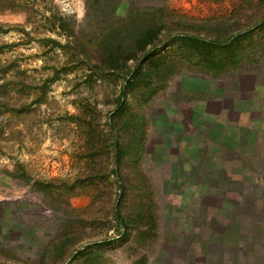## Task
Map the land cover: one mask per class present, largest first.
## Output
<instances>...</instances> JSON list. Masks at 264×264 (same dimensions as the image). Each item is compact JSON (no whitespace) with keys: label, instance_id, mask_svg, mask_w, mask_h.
Masks as SVG:
<instances>
[{"label":"rangeland","instance_id":"374dc122","mask_svg":"<svg viewBox=\"0 0 264 264\" xmlns=\"http://www.w3.org/2000/svg\"><path fill=\"white\" fill-rule=\"evenodd\" d=\"M142 24L158 28L160 55L182 35L248 40L240 62L222 74L182 51L144 77L155 94L145 104L139 93L128 95L125 116L133 128V114L144 116L143 149L135 155L132 128L121 124L124 160L115 184L116 176L101 179L114 167L107 122L120 102L122 71L100 72L77 52L114 36L128 42ZM201 82L248 119V133L236 135L248 148L231 154L248 158L241 181L239 165L206 160L222 132L211 141L202 131L188 138L179 131L182 106L197 99ZM185 141L202 148L188 150ZM214 152L221 161V150ZM0 174L8 178V193L0 195V264H182L187 253L214 249L203 239L213 210L222 224L247 220L255 252L256 225H264V0H0ZM240 188L247 196L222 191ZM232 231L227 236H239Z\"/></svg>","mask_w":264,"mask_h":264},{"label":"trees","instance_id":"16d2710c","mask_svg":"<svg viewBox=\"0 0 264 264\" xmlns=\"http://www.w3.org/2000/svg\"><path fill=\"white\" fill-rule=\"evenodd\" d=\"M60 20L63 19L60 18ZM159 34L160 32L156 26L146 28L142 24V26L136 27L134 34H131V39H129L128 42L125 38L119 39L117 36H114L111 41L108 42L109 44L107 43L104 47H82L77 52V56L86 61V63H97L95 68L100 72H111L117 71L118 69L122 71L124 86L121 90L120 102L117 110L107 122L110 136L112 135V140H114V167L112 172H110V175L104 174L101 179L103 181L110 180L109 176H116L117 182L114 183L119 184L122 178L120 174V166L124 160V153L120 143V134L122 132V130H120V127H122L120 126L121 124L123 125V130L126 132L131 131L132 128V132H130L133 139L132 145L133 147L137 146V149L135 148V155H138L143 149V142L146 134L143 130V126L146 123L144 116L139 112L133 114L135 116L134 128L132 127L133 119L130 121L132 116H129L128 118H125V116L131 114L129 112L130 104L127 100L128 95L136 92L139 93L143 104H145L151 99V96L155 94V91L150 92L151 90L149 89H151V86H148V83L143 84L145 83L143 82L145 76H149L155 71L160 72L161 64L163 65L170 60L175 59L176 54L181 53L182 51L190 53L191 55L189 58L200 67H203L214 74H222L228 68L240 62V57L242 55L241 51L243 50L241 44L245 41V38L248 37L246 34L242 36L240 35L233 41L230 39L227 42L220 43L217 41H208L192 35H182L176 38L175 42L170 45V49L166 50L167 52L164 51L162 55H160L159 52L161 49L157 47L156 44L160 41ZM75 39L76 42L80 40L78 37H75ZM127 43H130L131 48H134V50L125 47ZM135 49H137L136 52H134ZM135 59H138V63L135 68L129 69L126 66L128 65L127 63ZM100 61L106 64L107 67H101L100 64H98ZM120 63L123 65L120 66ZM102 77L103 76H101V78ZM123 120L125 121L123 122ZM91 149L97 151V148L94 145ZM119 207L120 204L116 205V210H119ZM115 219L127 232L128 225H126L123 216L121 214H116ZM150 219L152 221L153 216ZM154 225L153 222H150V224L147 225L149 232L153 231L155 227ZM127 235L128 234L126 233L123 234L121 239H126ZM108 242L109 241L104 242V245L110 244Z\"/></svg>","mask_w":264,"mask_h":264},{"label":"crops","instance_id":"0c3cea01","mask_svg":"<svg viewBox=\"0 0 264 264\" xmlns=\"http://www.w3.org/2000/svg\"><path fill=\"white\" fill-rule=\"evenodd\" d=\"M201 86H203L202 91L199 89L195 90L194 96L197 99H192L190 103H184L182 106V114H179V122H180V133L184 135L183 138L192 137L190 134L197 133L200 131L208 134L209 140L215 141L218 137V134H223V142L215 143L213 148L211 147V151L208 154L206 160H209L212 163H224V164H234L235 166L239 165L240 168V181L242 179V173L244 166L249 164L248 158H238V160H234L231 157L233 154L232 151L241 150L243 148H248V146L244 143H238L236 138H238L237 132L244 131L248 133L247 122L248 119L244 115L243 118L240 116L239 112H231L228 111L232 105H229L224 99L217 100L213 97V92L210 91V83L201 82ZM199 85V84H198ZM202 92V93H201ZM200 96V97H199ZM202 97V98H201ZM177 121V122H178ZM203 125L208 126L207 129L203 127ZM178 126V124H177ZM237 126L241 127L237 129ZM236 136V137H235ZM204 137V136H203ZM186 149L188 150H201L202 146L196 144L195 142L185 141ZM251 147V146H250ZM221 150L222 159L219 161L218 159H214V149ZM200 159L195 161V165L199 163ZM238 161V162H237ZM243 165V166H242ZM242 166V168H241ZM238 168V167H237ZM238 170L236 167L234 168V173L229 175V179H236L235 174ZM199 172V169H198ZM235 176V177H234ZM0 182L6 183V188H0V195H7L8 193V178L3 177L0 174ZM2 189L5 190V193H2ZM242 188H240L237 193H228L227 189H223V193L225 196H247V189H244V194L241 192ZM221 212L220 210H218ZM240 211V210H239ZM212 216L207 219V227L205 226V230H208V233L205 234V240H208V244L212 247V252H196V253H187L180 259L182 264H264V225L259 226L256 225V228L261 231L256 234L255 240V252H253L249 248V241H253L251 238H248V225L247 220H233L234 222H238L239 224H235L231 226L229 222L227 224H222L219 220V217L216 213L217 211L213 210L210 212ZM222 220V219H221ZM223 226H222V225ZM222 226L223 230L221 231L217 227ZM228 229V230H227ZM232 229H239V233L235 237H230V233H233ZM210 230V231H209ZM227 231V233H226ZM211 232V235L210 233ZM226 233V234H225ZM230 237V240H229ZM218 246V247H217ZM217 247V248H215ZM217 249V251H214ZM250 249V251H249Z\"/></svg>","mask_w":264,"mask_h":264}]
</instances>
